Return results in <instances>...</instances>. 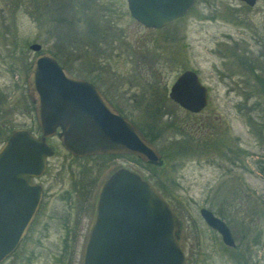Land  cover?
Listing matches in <instances>:
<instances>
[{
  "label": "rangeland",
  "instance_id": "374dc122",
  "mask_svg": "<svg viewBox=\"0 0 264 264\" xmlns=\"http://www.w3.org/2000/svg\"><path fill=\"white\" fill-rule=\"evenodd\" d=\"M6 1L9 4L4 5ZM226 1V5L235 4ZM58 2L49 0L55 20L47 23V15L31 0H0V144L12 128H31L37 133L25 91L26 67L34 55L29 43H42L44 49L55 51L63 59L79 57L81 65L77 67L84 70V75L93 67L101 72L112 69L105 77L115 94L125 96L119 105L140 129L157 135L155 145L164 150L160 151L163 161H168L167 169L157 175L141 160L130 157L123 162L156 189V180L165 186L157 190L182 221L179 244L184 264H264V199L260 198L264 178L257 174L258 161L264 157V59L255 61L259 68L255 74L249 73L242 70V59L224 47L228 45L227 36L244 31L239 20L250 21L246 29L251 35H242L251 37L252 26L264 30V11L221 10V0H198L185 17L174 26L154 32V42L144 45L137 38L145 31L129 14L126 0H61L65 21L56 26L53 7ZM111 24L133 34L124 42L109 39L111 42L104 43L95 38L101 32L94 25L106 28ZM114 30L110 37L116 39L118 29ZM117 39L124 40L122 36ZM146 48L158 54L152 69L145 72L146 58L141 52ZM185 69L194 70L208 89L207 106L198 113L184 110L168 97L170 86ZM162 91L165 99H160ZM164 110L170 114L159 115ZM193 124H204V128L192 130L195 135L189 130ZM49 143L56 152L50 158L55 170L69 169L72 164L91 170L92 175L97 169L103 170L106 176L111 164L107 165L106 158L73 160L57 138L49 139ZM73 181L57 179L56 188L64 182L65 188L74 193ZM97 186L87 197L84 223L93 216ZM54 199L51 211L61 213L70 208L73 221L79 207L74 202L69 205L67 200L64 203L62 199H69L65 195ZM71 199L83 200L76 195ZM201 207L229 225L235 251L204 222L199 214ZM57 222L50 228L51 234L61 228ZM55 254V250L49 253L50 264H56ZM40 261H45L44 256Z\"/></svg>",
  "mask_w": 264,
  "mask_h": 264
},
{
  "label": "water",
  "instance_id": "95a60500",
  "mask_svg": "<svg viewBox=\"0 0 264 264\" xmlns=\"http://www.w3.org/2000/svg\"><path fill=\"white\" fill-rule=\"evenodd\" d=\"M253 0L250 4H253ZM193 0H127L130 15L160 27L184 14ZM30 49L37 51L40 44ZM27 95L34 103L41 135L14 130L0 146V261L26 234L32 219L30 199H39L33 178L45 169L53 148L46 137L56 134L64 148L77 156L129 154L145 163L162 165L160 151L127 117L121 115L89 81L71 75L53 55L33 60ZM168 97L184 110L198 113L208 103V90L192 69L182 71ZM204 222L235 248L229 225L201 207ZM182 221L151 182L132 169L120 168L102 186L87 235L82 264H184L179 244Z\"/></svg>",
  "mask_w": 264,
  "mask_h": 264
},
{
  "label": "flooded vegetation",
  "instance_id": "af4514ba",
  "mask_svg": "<svg viewBox=\"0 0 264 264\" xmlns=\"http://www.w3.org/2000/svg\"><path fill=\"white\" fill-rule=\"evenodd\" d=\"M155 1L156 0H149L151 6L154 5ZM197 1L198 0H193L192 5L186 10L184 14L176 17L171 22H168L160 27L148 26L143 22L135 20L131 16L136 22L137 26L139 28H142L145 31L144 33L139 35V37L137 38L138 41L142 42L144 45H145V42H152V41L154 42L153 40L154 32L161 31L170 26H174L177 21L185 17L186 14L192 10V8L197 3ZM250 1L251 0H227L226 2H235V4L231 5V3H228V5H226L224 0H221V10L232 7L231 9H228V10L250 11V10L259 9V10L264 11V0H253L254 1L253 4H250ZM146 2L147 0H141V4L143 7L146 6ZM7 4H9L8 1L4 3V5H7ZM31 4L35 6L36 8L42 9L44 11V15L45 14L47 15V18H46L47 23L49 22L50 19H54L53 17H51L52 13L50 11L52 9H51L49 0H41V1L31 0ZM126 4H127V0H126ZM55 6L56 5H54L53 8L56 9V14H57L56 26L57 25L59 26L65 21L64 10H63L64 4L61 2V0H59V2L57 3V6L56 7ZM127 8H128V4H127ZM49 12L51 14H49ZM239 25L244 29V31L243 32L238 31V35L235 37L227 36V38L229 39L227 41L228 45L224 47L229 53H231L232 55H235L237 58L242 59V62L244 65L242 70H246L249 73L255 74L256 72L255 70L259 69L258 63L255 64L256 63L255 61L259 58L264 59V30H261L262 27L256 28L257 26L256 27L252 26V28H254V33H252L251 37H248L242 34H245V32L246 34L251 33V30L248 32V30L246 29L247 27H250V21L247 24L246 20H239ZM94 28L97 31L99 28V31L101 32V35H97L95 36V38H98V39L101 38V41L104 43L111 42L109 41V39L112 40V42L114 41L124 42L125 40L129 38L130 33L133 34L132 30H123L121 28L115 27V25H112V24L107 25L106 28L104 26L94 25ZM114 28L118 29L117 31L119 35L117 36L119 37L122 36L124 40L123 39L118 40L117 38L119 37H116V39L115 37H110L113 31L116 30V29L114 30ZM33 43L40 44V49L37 51H33L30 49L31 51H33L34 55L32 59L28 62V65L26 67V77H25L26 95H27V87H26L27 86V76H28L31 64L38 54L47 52L53 55L57 63L61 67L65 68L71 75L85 79L89 81L90 83H92L95 87H97L99 91L103 94V96L108 100V102L121 115L127 117L138 127L136 122L133 121L123 111V109L119 105L122 102H124L125 96L120 95V94H115L116 92L113 89V85L107 82L108 77H105V75L108 76L109 75L108 71L112 72L114 70L105 69L104 72H101V69H97L93 67L90 69H86L87 74L84 75L81 72L84 70H82V68L80 67H77V65H81L78 62L79 57L71 58V56L70 57L67 56L65 59H63L55 51L44 49L42 43L31 42L29 43L28 47L30 48V45ZM141 53H142L143 58H146V60L144 61V66L146 65L147 68H144V71L146 72L148 68L149 70H151L152 66H154V62L156 60L155 57L157 58L156 55L158 53L154 52L152 49H147V48L145 52H141ZM140 59L139 60L142 62V57H140ZM262 68H264V64ZM142 71H143V68H142ZM106 72L107 74H105ZM28 99H29V107H30V111L28 110V112H30L32 118L35 117L36 119L35 109H34L35 105L30 100L29 97ZM203 125L195 126L193 124L189 126V130H191V132L197 131L200 128H204ZM19 128L31 131L36 136L41 135V130L38 124H37V128H38L37 133L31 130V128H25V127H17L14 129L12 128L8 130L6 134L4 135L2 139L3 140L2 143L14 130L19 129ZM59 131L60 129L58 128L56 134H54L53 136L46 137V141L48 142L49 145H51L49 143V139L55 137L59 140L58 138ZM143 134L145 135L144 132ZM194 134L197 135V133H194ZM0 135H1V125H0ZM198 138H201V137H198ZM52 148H53V154L47 157L45 169L43 170V172H41L40 175L35 176L33 178V183L37 186L40 196H39V199H30L31 203L29 207L30 209L33 208V215L29 223L27 232L21 238L15 250L9 256L1 260L0 264H40V262L41 264H50L49 253L51 252V250L52 251L55 250V252L58 253V254H55V257L53 258V260L55 261L54 263L56 264H82V252H83L84 244H85L87 235L93 223L95 210H96V201L98 199V195H99V192L102 186L104 185L108 177L113 172H115L117 169H120V168L130 169L129 167L125 166L123 162V160L128 161V158H130L131 156L129 154H95V155L77 156V155L72 154L66 148L63 147L64 150H66V152L69 154V156H71L73 160H86V159L87 160H90V159L97 160L98 158L99 159L106 158L107 165L109 163L111 164L109 165L107 169L108 171L107 170L105 171L106 176L103 175V170L97 169L96 174L92 175L91 170H88L86 168L84 169L74 168L72 164L68 165L69 169H64L60 167L55 170L54 166L50 164V158L56 155L55 148L53 146ZM158 150L161 151V149L159 148ZM257 174L260 175L261 178H264V157H262L258 161ZM140 175L143 176L142 174ZM67 178L68 179L71 178L74 180L73 181L74 193H72L70 189L65 188L66 185L64 184V182L60 183V186H57L56 188L57 179H59L60 181H65ZM96 183H98V186H97L98 189H97L96 200L94 204L93 216L91 218V221H87L86 223H84L86 214L88 213L86 209L87 208L86 202H88L87 197H89L90 191ZM63 195H65L66 198H69V199H62L64 203H66V200H67L69 205L71 204V202H74L75 206L79 207L78 211H76V213H73V215L75 216L73 221H71L72 218L70 217L71 216L70 208H68L67 211L64 210L61 213L58 211H55V209L51 211V205L53 204L54 200H57L54 198L61 197ZM73 195H76V197L77 196L81 197L83 200L81 202H78L77 200L72 201L71 198L73 197ZM260 198L264 199V194H261ZM58 213L59 215L57 216ZM54 215L57 216L58 219ZM54 218H56L58 222L54 221ZM54 222H57L61 226V228L58 229L59 231L51 234L50 228L55 225ZM83 234H86L84 240H83ZM43 256L45 258V261L42 262L40 261V259L41 257L43 258Z\"/></svg>",
  "mask_w": 264,
  "mask_h": 264
},
{
  "label": "trees",
  "instance_id": "16d2710c",
  "mask_svg": "<svg viewBox=\"0 0 264 264\" xmlns=\"http://www.w3.org/2000/svg\"><path fill=\"white\" fill-rule=\"evenodd\" d=\"M164 97H166V94L164 93V91H162L161 92V98L160 99H165ZM170 114V111H167V110H164V111H162L161 112V114H159V115H163V114ZM152 116V115H151ZM153 117V116H152ZM153 127V126H152ZM141 130L145 133V135L148 137V139L151 141V142H153L154 144L156 143V137H157V135L156 134H152L151 132H148V131H146V130H144L143 128H141ZM163 153H164V150H161ZM130 157H132V158H135V159H137L138 161H140V159H138V158H136L135 156H130ZM140 162H142V161H140ZM167 163H168V161L166 160V158L164 159V161H163V163H162V165H155V164H151V163H145L146 164V166H148V167H150V168H152V170L154 171V174L155 175H157L156 173L157 172H159V171H163L164 172V170H166L167 169ZM153 175V174H152ZM157 181V182H156ZM155 181V184H156V187H157V189H163V187L165 188V186L163 185V183L160 181V180H156ZM235 249H236V247L235 248H232V250H234L235 251ZM194 264H197V262H194Z\"/></svg>",
  "mask_w": 264,
  "mask_h": 264
}]
</instances>
